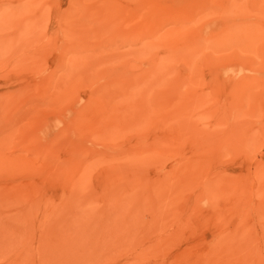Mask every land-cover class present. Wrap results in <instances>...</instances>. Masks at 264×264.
Wrapping results in <instances>:
<instances>
[{
    "label": "rangeland",
    "instance_id": "obj_1",
    "mask_svg": "<svg viewBox=\"0 0 264 264\" xmlns=\"http://www.w3.org/2000/svg\"><path fill=\"white\" fill-rule=\"evenodd\" d=\"M0 264H264V0H0Z\"/></svg>",
    "mask_w": 264,
    "mask_h": 264
}]
</instances>
